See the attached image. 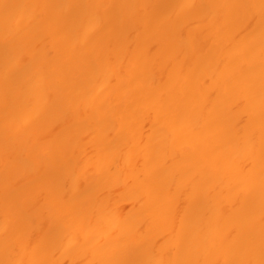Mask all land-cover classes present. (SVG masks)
<instances>
[{
  "label": "bare ground",
  "instance_id": "6f19581e",
  "mask_svg": "<svg viewBox=\"0 0 264 264\" xmlns=\"http://www.w3.org/2000/svg\"><path fill=\"white\" fill-rule=\"evenodd\" d=\"M0 264H264V0H0Z\"/></svg>",
  "mask_w": 264,
  "mask_h": 264
}]
</instances>
